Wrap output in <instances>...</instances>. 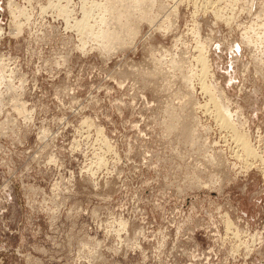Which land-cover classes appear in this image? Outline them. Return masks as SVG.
<instances>
[{"label": "rangeland", "instance_id": "obj_1", "mask_svg": "<svg viewBox=\"0 0 264 264\" xmlns=\"http://www.w3.org/2000/svg\"><path fill=\"white\" fill-rule=\"evenodd\" d=\"M122 2L0 0V264H264V0Z\"/></svg>", "mask_w": 264, "mask_h": 264}, {"label": "bare ground", "instance_id": "obj_2", "mask_svg": "<svg viewBox=\"0 0 264 264\" xmlns=\"http://www.w3.org/2000/svg\"><path fill=\"white\" fill-rule=\"evenodd\" d=\"M86 1L87 0H81V2H82V7H81V10L83 11L82 12V14H83V16H82V18H81V20H76V21H74V24H73V27H74V29L75 30H77V31H79V32H81V30L80 29H82L83 31H85L86 29H88V27H90L91 29H92V25L93 24H95V23H93L92 25L91 24H89L88 25V21L90 20H88V18H89V15H90V13L88 12V10H86V8H85V4H86ZM145 1H147V3L148 4H151V2L152 1H154V0H135V2H130V3H124V2H122V4L124 3L125 5L124 6H115V7H113L114 6V4H113V6L111 7V8H109L110 9V11H109V9H108V6H106V4L105 5H102V3L100 4L101 6H102V8H103V10L106 12H108V14L109 15H111V18L110 19H113L114 18V20H115V18H117L119 21H121V19L120 18H123V20L125 19V22H128V20H130V19H132L131 18V16H132V14L134 13V11H136V12H140L141 10H140V7H143V6H141V4L144 2V4H146L145 3ZM69 2V1H68ZM113 2V1H112ZM117 2H119V3H121L120 1H117ZM235 2V1H234ZM92 4H93V1L91 2ZM103 3H105V1L103 2ZM109 3V2H108ZM115 3V2H114ZM119 3H117V4H119ZM153 3V2H152ZM213 3V2H212ZM94 4H96V2L94 3ZM206 4V3H205ZM9 5V4H8ZM67 5V4H66ZM99 5V4H98ZM152 5V4H151ZM154 5V4H153ZM97 7H99V6H97ZM124 7V8H123ZM151 7V6H150ZM102 8H100V9H102ZM123 8V9H122ZM151 8H153V7H151ZM229 8H230V6H229ZM94 9H96V6H95V8ZM99 9V8H98ZM17 10V9H16ZM90 10V9H89ZM143 10H144V7H143ZM173 10V9H172ZM200 10V9H199ZM14 11V10H13ZM91 11V10H90ZM175 11V10H174ZM217 11H219V10H217ZM19 12V11H18ZM94 12V11H93ZM102 12V11H101ZM147 12V11H146ZM173 13V12H172ZM197 13V12H196ZM145 12H143V14H142V19L143 20H145L146 19V21H148L151 25H152V23H153V21H152V19L150 18V17H147V15L148 14H146ZM102 15H104V14H102ZM153 15V14H152ZM93 16V15H92ZM217 16V15H216ZM223 16V15H222ZM91 17V16H90ZM109 17V16H108ZM113 17V18H112ZM140 17V16H139ZM152 17V16H151ZM230 17V16H229ZM228 17V18H229ZM232 17V16H231ZM100 18V20H101V22L102 23H104L105 21V17L104 16H101V17H99ZM96 19H98V18H96ZM108 19V18H107ZM116 19V20H117ZM141 19V18H140ZM139 19V20H140ZM92 20V19H91ZM100 20L98 21V22H100ZM135 20V19H134ZM153 20H154V18H153ZM229 20V19H228ZM93 21H94V19H93ZM92 21V22H93ZM109 22V21H108ZM111 22H113V21H111ZM115 22V21H114ZM122 22V21H121ZM107 23V22H106ZM104 24V26L103 27H105V28H101V27H99V29H98V32H96L95 34H97V37H98V35H99V38H100V42H105V41H111L110 39H113V41H114V39L115 40H119L120 38L118 37L119 36V34L116 32L117 31V25H116V29L114 30V27L112 26V29H109V27H111L110 25H109V27L107 26L106 27V25L107 24ZM109 24H110V22H109ZM98 25V24H97ZM124 25V27L123 26H121V27H123V28H126V26H127V23H124L123 24ZM150 25V26H151ZM95 26V25H94ZM101 26V25H100ZM119 26V25H118ZM133 27V26H132ZM155 27V26H154ZM95 29H97V28H95ZM119 29V28H118ZM12 32H14L15 34H17V33H20L21 32V24H15V27L11 30ZM82 31V32H83ZM87 31V30H86ZM91 31V30H90ZM96 31V30H95ZM129 32H131V33H133L134 34V32H132V31H130L129 30ZM136 32V31H135ZM87 33V32H86ZM92 33V32H91ZM90 33V34H91ZM4 29L2 28V27H0V42H1V40L3 39V37H4ZM80 34V33H79ZM125 34V33H124ZM130 34V33H129ZM88 35V34H87ZM93 36V35H92ZM130 36V35H129ZM80 37H81V35H80ZM91 37V36H90ZM94 38H95V36H94ZM80 39V38H79ZM92 39V38H91ZM81 40V39H80ZM93 40V39H92ZM121 40V39H120ZM94 41V40H93ZM108 41V42H109ZM98 42V41H97ZM102 42V43H103ZM116 42V41H115ZM96 43V42H95ZM112 43V42H111ZM111 43H109V45H112ZM117 43H119V42H117ZM84 44V43H83ZM99 44V43H98ZM106 44L107 43H105V44H101L103 47L105 46V47H107L106 46ZM203 44V43H202ZM200 46V45H199ZM80 47V46H79ZM101 47V46H100ZM111 47V46H110ZM83 48V47H82ZM200 48V47H199ZM94 50V49H93ZM103 50V49H102ZM200 50V49H199ZM202 50V49H201ZM200 50V51H201ZM202 55V54H201ZM200 55V56H201ZM198 56H199V54H198ZM199 56V60H200V64H201V73H200V75H201V89H202V91L203 92H205L206 94H208V96H209V100H207L209 103H211L214 107L213 108H215V115H216V118L218 119V121H219V125H221V126H223V127H227V128H229V129H232V132H233V135H234V137H235V139H236V141L240 144V146H241V148H242V150H243V152L245 153L244 155H247V157L249 156V157H254L255 156V158H256V151H254V149H252L250 146H249V141L247 140V138H246V136L244 135V133L243 132H238L237 131V129L235 128V126L232 124V122H231V120H230V113H229V111L227 110V108L223 105V104H221L220 103V101L221 100H218V95L216 96L215 94H214V86L212 85V84H209V83H207L206 82V79H205V76L208 74V71H209V65H208V59H206L205 57H203L202 56V58ZM201 58V59H200ZM12 70H11V68L8 66V63L4 60V58H2V57H0V96H1V86L3 85V83L5 82V81H7V82H11V80H12ZM213 76V75H212ZM186 82V81H185ZM216 92V91H215ZM222 94V93H221ZM222 96V95H221ZM2 98V97H1ZM1 98H0V103H1ZM178 100V99H177ZM208 103V104H209ZM206 106V105H205ZM204 107V106H203ZM207 108H208V106H207ZM210 113V112H209ZM241 117V116H240ZM242 133V134H241ZM232 139H234V138H232ZM235 141V142H236ZM238 143H236V144H238ZM241 150V149H240ZM234 153V152H233ZM261 161V160H260ZM231 225V224H230ZM234 236V235H233Z\"/></svg>", "mask_w": 264, "mask_h": 264}]
</instances>
